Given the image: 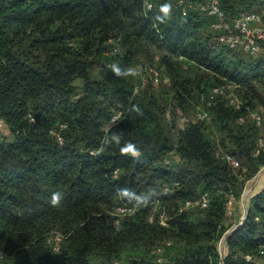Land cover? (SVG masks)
Returning <instances> with one entry per match:
<instances>
[{
	"label": "trees",
	"instance_id": "obj_1",
	"mask_svg": "<svg viewBox=\"0 0 264 264\" xmlns=\"http://www.w3.org/2000/svg\"><path fill=\"white\" fill-rule=\"evenodd\" d=\"M219 1L230 16L264 8V0ZM152 3L0 0V264H264V177L234 219L264 167V44L256 55L230 48L217 42L213 17L183 14L178 0ZM163 5L170 14L161 22ZM156 56L169 82L136 94L138 74L93 67L136 70ZM214 86L240 107L224 95L209 106ZM198 108L209 117L197 118ZM113 133L119 144L102 143ZM129 143L139 156L122 154ZM205 191L206 208L181 210ZM55 192L59 207L49 203ZM124 204L135 213L118 215ZM56 234L59 251L47 242Z\"/></svg>",
	"mask_w": 264,
	"mask_h": 264
},
{
	"label": "built area",
	"instance_id": "obj_2",
	"mask_svg": "<svg viewBox=\"0 0 264 264\" xmlns=\"http://www.w3.org/2000/svg\"><path fill=\"white\" fill-rule=\"evenodd\" d=\"M153 0H144L145 9H151ZM178 5L181 8L183 14H186L189 9L199 10L204 12L206 15L213 17L212 28L219 32L216 40L218 43L226 44L230 48L241 49L242 51L250 54L256 55L261 51L262 44H264V8L262 12H253V11H242L235 16L228 15L225 10L221 7L219 0H210L206 3L203 2H188L186 0H178ZM116 43L112 50L113 52L119 51V46ZM180 58H183L180 56ZM93 67L96 70H103L111 67L109 61L101 60L93 64ZM163 67L159 65V57H155L154 64L139 63L136 68V72L140 77V82L134 87V94L138 93L142 88H144L149 81L154 83H168L169 79L162 74ZM227 87L225 86H214L210 92V99L207 101V104L210 106L212 104V99L216 95H224L230 104L234 105L236 108L240 107L239 99L232 93L227 92ZM197 118L206 119L209 117V114L205 108H198ZM123 116L122 111H117L113 113L108 121L107 128L118 122ZM170 116L169 112L166 115ZM257 125H261L262 116L258 112L252 114ZM240 121H243V118H240ZM1 126V123H0ZM65 125H61L64 127ZM53 134L58 135L56 129L51 130ZM59 140L61 141V136L58 135ZM260 148L264 147V140L260 139ZM260 148L256 153L260 151ZM100 150L92 151V154L98 153ZM224 159L233 167H240L239 160L231 154L223 155ZM116 172V171H115ZM165 190H168V186H165ZM234 197L232 196L229 201V206L227 209V215L231 216L233 214L232 202ZM209 204V194L208 192H202L193 199H187L181 207V210L187 208H206ZM137 207L135 205H121L117 207V214L120 216L131 215L135 213ZM161 223L167 225L166 217L163 215L161 217ZM62 241V236L56 234L48 238L47 242L52 246L54 251H59L60 242ZM262 253H264L262 251ZM2 256V255H1ZM247 260L251 259L250 255L246 256Z\"/></svg>",
	"mask_w": 264,
	"mask_h": 264
},
{
	"label": "clouds",
	"instance_id": "obj_3",
	"mask_svg": "<svg viewBox=\"0 0 264 264\" xmlns=\"http://www.w3.org/2000/svg\"><path fill=\"white\" fill-rule=\"evenodd\" d=\"M161 10H162L164 16L163 17L157 16L156 19L163 22L164 18L168 17L170 14V5H163ZM111 68H112V71L116 77L127 76V75H132V76L137 75L136 70L132 69V68L122 70L116 64L111 65ZM132 110L137 112L138 114L142 115V111L138 106L134 105ZM120 139H121V137L118 133H113L111 136L105 135L102 139V143L111 144V143L115 142V143L119 144ZM121 152H122V154L130 153L134 157L140 155L139 149H137L134 145H132L130 143L127 144L126 146H124L123 148H121ZM118 193L122 194V195L128 194L127 190H124V189L118 190ZM62 199H63V194L61 192H55L51 195L49 203L53 207H59L61 205Z\"/></svg>",
	"mask_w": 264,
	"mask_h": 264
},
{
	"label": "rangeland",
	"instance_id": "obj_4",
	"mask_svg": "<svg viewBox=\"0 0 264 264\" xmlns=\"http://www.w3.org/2000/svg\"><path fill=\"white\" fill-rule=\"evenodd\" d=\"M137 68V67H136ZM94 71H95V73L97 72V70H96V68H94ZM165 76L168 78V76L165 74ZM259 177H264V167L258 172V174L253 178V179H251V180H249V181H247V183H246V185H245V187H244V191H243V194H242V196H241V199H240V201H239V205H241V213L240 214H237V215H235L234 217V219L236 220V219H241V218H243V216H244V213H243V211L245 210V208H243L244 206L246 207L247 205H246V202H247V200L249 199V196H250V194L252 193V190H253V188L255 187V185H256V180H257V178H259ZM232 209L234 210V203H233V205H232ZM235 212V211H234ZM236 214V213H235ZM231 216H233V214L231 215ZM221 244H222V242H221Z\"/></svg>",
	"mask_w": 264,
	"mask_h": 264
},
{
	"label": "crops",
	"instance_id": "obj_5",
	"mask_svg": "<svg viewBox=\"0 0 264 264\" xmlns=\"http://www.w3.org/2000/svg\"><path fill=\"white\" fill-rule=\"evenodd\" d=\"M255 183H256V185L259 183V178H257V180H256ZM256 185H255V186H256ZM244 207H245V206H244Z\"/></svg>",
	"mask_w": 264,
	"mask_h": 264
},
{
	"label": "water",
	"instance_id": "obj_6",
	"mask_svg": "<svg viewBox=\"0 0 264 264\" xmlns=\"http://www.w3.org/2000/svg\"><path fill=\"white\" fill-rule=\"evenodd\" d=\"M224 238L221 240V242H223Z\"/></svg>",
	"mask_w": 264,
	"mask_h": 264
}]
</instances>
